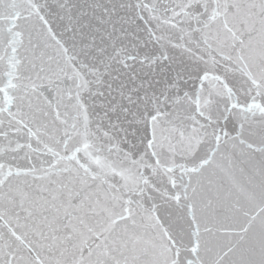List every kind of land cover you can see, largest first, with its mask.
Returning a JSON list of instances; mask_svg holds the SVG:
<instances>
[{
	"label": "snow or ice",
	"instance_id": "obj_1",
	"mask_svg": "<svg viewBox=\"0 0 264 264\" xmlns=\"http://www.w3.org/2000/svg\"><path fill=\"white\" fill-rule=\"evenodd\" d=\"M0 264H264V0H0Z\"/></svg>",
	"mask_w": 264,
	"mask_h": 264
}]
</instances>
